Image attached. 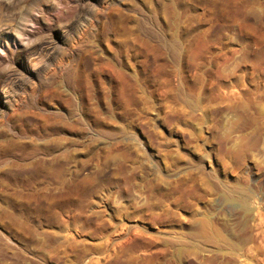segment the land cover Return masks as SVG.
<instances>
[{
  "label": "rangeland",
  "instance_id": "obj_1",
  "mask_svg": "<svg viewBox=\"0 0 264 264\" xmlns=\"http://www.w3.org/2000/svg\"><path fill=\"white\" fill-rule=\"evenodd\" d=\"M0 264H264V0H0Z\"/></svg>",
  "mask_w": 264,
  "mask_h": 264
},
{
  "label": "bare ground",
  "instance_id": "obj_2",
  "mask_svg": "<svg viewBox=\"0 0 264 264\" xmlns=\"http://www.w3.org/2000/svg\"><path fill=\"white\" fill-rule=\"evenodd\" d=\"M209 227H210L209 223H207V224L205 223V224H204V232H205L206 236H208V235L211 233V232L209 233V230H208ZM210 231H211V228H210ZM219 236H220V235L218 234L217 237L219 238Z\"/></svg>",
  "mask_w": 264,
  "mask_h": 264
}]
</instances>
